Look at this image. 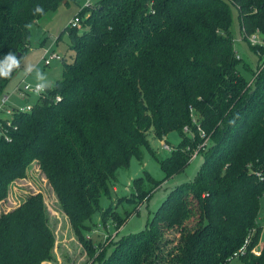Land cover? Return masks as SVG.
Here are the masks:
<instances>
[{"label": "trees", "instance_id": "obj_1", "mask_svg": "<svg viewBox=\"0 0 264 264\" xmlns=\"http://www.w3.org/2000/svg\"><path fill=\"white\" fill-rule=\"evenodd\" d=\"M68 1L0 0V58L9 51L25 58L32 27ZM232 9L255 68L236 57ZM76 16L81 29L62 32L73 61L30 113L15 117L12 140H0V203L37 161L89 264H264V247L258 257L251 253L262 228L264 46L246 38L259 32L264 39V0H99ZM15 73L0 78V95ZM198 127L208 144L197 152L203 162L193 181L168 193L145 230L93 243L97 214L103 227L112 219L119 228L138 214L119 215V204L144 203L185 170L205 141ZM151 133L167 144V135L179 136L159 162L163 179L145 171L130 198L103 209L117 170L132 158L141 162L144 151L154 155ZM18 196L13 210L0 212V264L52 260L44 197ZM248 237L247 251L231 262Z\"/></svg>", "mask_w": 264, "mask_h": 264}, {"label": "rangeland", "instance_id": "obj_2", "mask_svg": "<svg viewBox=\"0 0 264 264\" xmlns=\"http://www.w3.org/2000/svg\"><path fill=\"white\" fill-rule=\"evenodd\" d=\"M97 1L99 0H69V5L61 4L56 12L49 13L43 18V21H41L38 26H33L31 29L30 48L28 54L24 58L25 62L35 64L53 83L60 80L63 71V63H71L74 56V52L69 49V36L66 32H62L67 26H69V23L74 17H76L80 10L88 5L92 6L97 3ZM232 14L233 21L230 30L233 35L236 54L240 56L243 61L248 62L253 68H255L257 65L256 55H254L246 43L242 41L240 31L238 30V18L234 9H232ZM60 34L61 38L58 40ZM45 51L54 52L59 56L61 55L63 60H51L49 65L44 66L42 58L46 53ZM47 55L48 52L45 56L47 57ZM21 81L35 83L32 76H25L23 70L16 71L14 77L8 83V86L2 95H11L14 86ZM10 101H12V104H25V101H21L15 97L11 98ZM28 101L34 103V96L31 95ZM166 139L169 143L166 144L170 146L172 150V147L176 146V143H178L179 136L177 133H171L167 135ZM148 140L154 155L144 151L141 162L132 158L129 162L130 165L128 168L117 170L115 174L117 182L112 187V201L102 198L100 204L103 209L110 204L113 207L118 200H121L124 197L130 198L133 181L143 177L145 171L156 181H161V179H163V173L160 170L159 162L168 157L171 152L163 150V143H161L163 140L156 139L152 133L148 135ZM202 162L201 155H197L195 158L191 159V162L183 172L171 177L161 183L156 189H153L149 200L144 203L139 204L135 201L129 204H119L115 208V211L121 216L124 215L125 211L132 212L134 209H137L138 211L137 215H132L124 225L119 228H116L115 221L112 219L107 220L105 223L106 225H104L105 227H103L100 215L97 214L94 217V223H96V225L92 229H100L94 232L92 238L93 243H98L99 241L106 244L114 239L116 240L118 237L127 236L145 230L146 223L153 217L156 210L162 204V201L168 196V193L178 185L192 182ZM36 163L37 161H33L30 166H28L25 178L13 181L5 202L0 203V212L13 210L14 207H16V203H18L17 197H19V194L31 196L32 194L41 193L45 201L49 227L55 234L53 259L42 264H89L86 252L81 245H78L79 243L70 227L69 220L61 212L57 198ZM148 188L150 189L152 187L150 186ZM260 208L258 224L263 226L264 196L260 200ZM166 236L169 240H172L176 236V231H171L167 233ZM169 249L170 246H168L167 250ZM234 264L240 263L237 261L234 262Z\"/></svg>", "mask_w": 264, "mask_h": 264}, {"label": "built area", "instance_id": "obj_3", "mask_svg": "<svg viewBox=\"0 0 264 264\" xmlns=\"http://www.w3.org/2000/svg\"><path fill=\"white\" fill-rule=\"evenodd\" d=\"M86 7H91V5H88ZM69 26L73 29H81V18H79L78 16L74 17V19L69 23ZM243 34L245 35V33ZM246 38L251 46H264V39L259 34V32H254V34L246 36ZM45 52L46 53L48 52V55L46 57L45 56L46 53H45L44 57L42 58L44 66L49 65V62L51 60L61 61L63 58L61 55L59 56L58 54L54 52H50V51H45ZM236 57L239 58L237 54H236ZM33 86H34V83H30V82L26 83V82L21 81L20 83L14 86V89L11 95H2V94L0 95V140L4 142H10L12 140L14 132L16 130V126L14 124L15 117L19 114L30 113V111L32 110L33 103H30L28 101L31 95L34 96L35 101H38L39 99H44L46 97V93L41 94L40 96L34 95L33 90H32ZM13 97L21 101H25V104L23 105L12 104V101L10 100ZM55 100L57 102L60 101L58 96L55 97ZM184 129H185V132L188 133V129L186 128ZM198 132L200 134L201 139H205V133L203 132L201 128H199ZM161 143H163L162 144L163 150L167 152H171L170 146L164 143V141H162ZM207 144L208 143H207V138H206L204 143L200 147H198L197 150L193 151L191 159L195 158L199 149L205 147ZM255 175L258 176L259 173L258 174L255 173ZM257 240H258L257 244L251 251V253L254 254L256 257L260 255L259 254L260 249L264 247V225L261 228V231H260V234ZM250 243L251 241H250V238L248 237L245 240L242 248H240L237 252H235L231 256V262H233L234 260H237L240 256H243L244 253L247 251V248L249 247Z\"/></svg>", "mask_w": 264, "mask_h": 264}, {"label": "clouds", "instance_id": "obj_4", "mask_svg": "<svg viewBox=\"0 0 264 264\" xmlns=\"http://www.w3.org/2000/svg\"><path fill=\"white\" fill-rule=\"evenodd\" d=\"M43 8L36 7L34 13H43ZM26 28H31V25H25ZM23 70L25 76H32L35 83L33 86V93L36 96L46 93V91L53 87V82L49 80L48 76L43 73L35 64L26 63L24 57H19L15 52L9 51L0 58V78L8 79L16 71Z\"/></svg>", "mask_w": 264, "mask_h": 264}, {"label": "crops", "instance_id": "obj_5", "mask_svg": "<svg viewBox=\"0 0 264 264\" xmlns=\"http://www.w3.org/2000/svg\"><path fill=\"white\" fill-rule=\"evenodd\" d=\"M63 59V58H62Z\"/></svg>", "mask_w": 264, "mask_h": 264}]
</instances>
